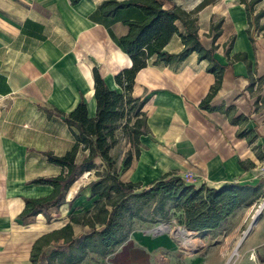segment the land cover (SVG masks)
Segmentation results:
<instances>
[{
    "label": "crops",
    "instance_id": "1",
    "mask_svg": "<svg viewBox=\"0 0 264 264\" xmlns=\"http://www.w3.org/2000/svg\"><path fill=\"white\" fill-rule=\"evenodd\" d=\"M102 1L80 0L72 5L70 0H0V264H32L30 249L42 233L67 223L72 211L93 207L86 187L95 179L91 169L72 182L59 206L49 208V221L42 213L17 218L24 197L48 195L53 189L33 179L66 172L49 162L45 152L63 154L74 142L62 117L47 116L46 108L68 113L83 100L92 117L96 111L92 67L109 88L120 90L114 76L131 66L115 40L127 32L122 21L139 20L142 13L129 8L107 18L97 11ZM163 1L164 8L174 4L192 11L202 0ZM256 4L252 16L264 10V0ZM197 25L201 44L212 47L214 58L224 66L220 87L208 102L210 108L199 105L215 75L206 70L209 62L199 60L195 52L177 64L137 70L131 96L145 98L142 111L148 132L139 136V154L119 175L123 181H140L147 187L169 171L181 178L190 172L197 181L191 183L197 186L230 181L255 184L261 178L256 169L264 155L260 100L264 96V14L251 23L240 0H216L198 11ZM182 47L174 35L165 50L178 53ZM239 115L244 120L233 121ZM250 129L256 134L251 141L249 134L239 136L238 132ZM86 153L78 150L76 161ZM263 193L264 183L247 209L248 205H241L216 228L195 232L190 241L199 242L198 248L177 250L167 231L137 228L99 261L226 264L240 240L235 264H264V205L256 222L249 226L248 221L244 231L239 227L247 217L236 218L260 202ZM226 222H234L231 230L223 229L229 227ZM88 229L72 223L74 235ZM86 263L87 259L78 264ZM36 264H46L45 257Z\"/></svg>",
    "mask_w": 264,
    "mask_h": 264
},
{
    "label": "trees",
    "instance_id": "2",
    "mask_svg": "<svg viewBox=\"0 0 264 264\" xmlns=\"http://www.w3.org/2000/svg\"><path fill=\"white\" fill-rule=\"evenodd\" d=\"M70 1L75 5L80 0ZM215 1L202 0L192 11L174 4L164 8L163 0H104L98 5L97 11L107 18H113L118 12L129 8L141 11V19L122 21L127 32L115 40L131 60V66L121 68L114 76L120 90L109 88L98 69L92 67L96 107L92 117L87 115L83 100L68 113L54 107L46 108L47 116L57 114L62 117L71 130L74 142L63 154L45 152L49 162L60 165L66 172L33 179V183L49 184L53 189L48 195L24 197L25 205L17 218L24 220L42 213L49 221V208L59 206L64 201L66 191L79 175L93 169L97 178L86 185L93 207L81 212L72 211L67 223L42 233L30 249L32 264H36L42 256L46 264H78L88 258L95 261L105 259L129 236L136 219L149 222L168 220L173 210L179 211L178 221L190 230L200 232L205 228H216L235 208L250 204L255 199L264 183L263 176L255 184L230 181L213 187L205 183L197 186L185 182L169 171L152 179L149 186L142 187L140 181H123L119 178L120 173L117 174L113 168L114 158L110 154L116 141L115 130L120 123L135 147L136 155L139 154V136L148 132L142 111L145 98L131 96L134 77L140 68L177 64L189 54L197 53L199 60L209 62L206 70L215 75L210 90L199 101L201 107L210 108L208 102L220 87L224 66L214 58L212 47L205 49L201 44L197 33V13ZM258 1L240 0L251 23L264 14L262 10L252 16L253 6ZM174 35L179 37L183 47L178 53H169L165 46ZM244 118L239 115L233 121L240 122ZM238 134H249V141L256 136L252 129ZM78 150H87L80 161H76ZM96 158L102 163L100 169L97 168ZM130 159V153H127L119 168L128 167ZM73 222L87 225L88 231L74 235Z\"/></svg>",
    "mask_w": 264,
    "mask_h": 264
},
{
    "label": "rangeland",
    "instance_id": "3",
    "mask_svg": "<svg viewBox=\"0 0 264 264\" xmlns=\"http://www.w3.org/2000/svg\"><path fill=\"white\" fill-rule=\"evenodd\" d=\"M259 5H254L253 7V10L255 11L257 9ZM261 90V88L259 89ZM259 90L257 89L256 90V94H258ZM259 97V95H258ZM260 100L264 103V96H261L260 97ZM115 138H116V141L113 145V147L111 148L110 150V154H112L113 158H114V163H113V168L115 169V171L117 172V174H121L123 173V171H125V169H120V165L122 163V160L124 159V157H126L127 153H130V156H131V159L130 161H134V159L136 158V153H134L135 151V147L132 145V143L130 142V139L129 137L127 136L126 134V131L121 127V123L120 125L117 127V130H115ZM128 151V152H127ZM99 158H96V162H97V168L100 169L102 168V163H100L98 161ZM100 160V159H99ZM264 155L262 156L261 155V158L257 164V169H256V172H257V176H261L262 177V174L264 176ZM95 179L97 178V176L95 175V173H93ZM185 180V182H192L193 180L195 182H197L194 178L188 176V178H183ZM262 196V198H261ZM261 196H258V198L260 197L261 198V201L258 202L257 204L259 205L260 203L264 202V193L261 195ZM257 204H255L252 208H250L249 212L245 213V210L247 209V207H249V204H247L248 206H246V209L242 212H239V215L236 216V218L238 219H242L244 216H246L247 218L243 221V223L240 224V227L239 229L244 231L245 230V227L249 221V223L252 221L251 218L252 216L255 214V209H257ZM252 210H254L253 212H251ZM261 213V212H260ZM251 214V216H250ZM179 211H174L172 212V216L170 218H168V220H158V221H152V222H149V221H146V220H139V219H136V221H134L133 223V228L132 229H145V230H151L152 228H155L157 226H160V224H163L165 227H167L166 231L168 233H170L173 237V240H174V248L177 249V250H185V249H192V248H198L200 247L199 245V242L197 241H190L192 240L193 238V235L195 232L197 231H194V230H190L188 228H186L185 226H183L178 220H179ZM227 223V226L229 225V227L227 228H223V229H232V227L234 226V222L232 223H229V222H226ZM236 223V221H235ZM179 227H185L186 229V234H185V237L189 240L188 243H183V239L174 233V231H176L177 228ZM220 229V228H219ZM189 231V232H188ZM150 233H153L151 231H149ZM195 237V236H194ZM235 247V246H234ZM233 247V249H234ZM231 248V250H233ZM230 250V251H231ZM232 252V251H231ZM238 254H239V247H238V250H237ZM234 255L231 257V259L229 260V264H235V260L237 259L238 257V254ZM102 261H95V259L93 258H88L87 259V263L86 264H101ZM227 263V262H226ZM104 264H107V263H104Z\"/></svg>",
    "mask_w": 264,
    "mask_h": 264
},
{
    "label": "bare ground",
    "instance_id": "4",
    "mask_svg": "<svg viewBox=\"0 0 264 264\" xmlns=\"http://www.w3.org/2000/svg\"><path fill=\"white\" fill-rule=\"evenodd\" d=\"M263 205H264V202H262V203H260L259 205H257V209H255V214L252 216V218H251V223H250V225L249 226H251V225H253L255 222H256V220H257V217H258V215L260 214V211H261V209H262V207H263ZM166 229H167V227H165L163 224H160V226H157V227H155V228H152L151 230H149V231H153V230H156V231H160V232H163V231H166ZM186 229L185 228H183V227H179V228H177L176 229V231H174V233L175 234H177V235H179L182 239H183V243H188L189 242V240L185 237V234H186ZM244 234H246V232L244 233ZM240 241V240H239ZM238 241V243L235 245V247H234V249L232 250V252H230L228 255V260H227V263L229 262V260L231 259V257L232 256H234L235 254H236V252H237V250H238V247H239V242ZM226 263V264H227Z\"/></svg>",
    "mask_w": 264,
    "mask_h": 264
},
{
    "label": "built area",
    "instance_id": "5",
    "mask_svg": "<svg viewBox=\"0 0 264 264\" xmlns=\"http://www.w3.org/2000/svg\"><path fill=\"white\" fill-rule=\"evenodd\" d=\"M264 164V163H263ZM263 169H264V167H263ZM188 176H190V177H192L191 176V174H190V172H185L184 174H183V177H182V179L183 178H188ZM262 176H263V174H262ZM258 205V204H257ZM185 228V227H184ZM189 232V231H188ZM230 262H228L227 264H229Z\"/></svg>",
    "mask_w": 264,
    "mask_h": 264
},
{
    "label": "water",
    "instance_id": "6",
    "mask_svg": "<svg viewBox=\"0 0 264 264\" xmlns=\"http://www.w3.org/2000/svg\"><path fill=\"white\" fill-rule=\"evenodd\" d=\"M184 228V227H183ZM249 229V228H248ZM248 229H247V231H248ZM152 232H160V231H156V230H153Z\"/></svg>",
    "mask_w": 264,
    "mask_h": 264
}]
</instances>
